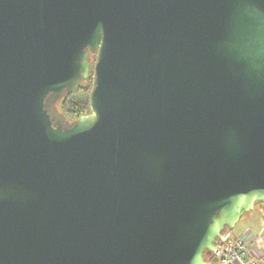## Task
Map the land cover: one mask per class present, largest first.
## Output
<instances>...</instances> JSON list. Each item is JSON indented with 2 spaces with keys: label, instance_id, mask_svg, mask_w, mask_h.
I'll use <instances>...</instances> for the list:
<instances>
[{
  "label": "water",
  "instance_id": "water-1",
  "mask_svg": "<svg viewBox=\"0 0 264 264\" xmlns=\"http://www.w3.org/2000/svg\"><path fill=\"white\" fill-rule=\"evenodd\" d=\"M261 203L264 0H0V264H208Z\"/></svg>",
  "mask_w": 264,
  "mask_h": 264
},
{
  "label": "built area",
  "instance_id": "built-area-1",
  "mask_svg": "<svg viewBox=\"0 0 264 264\" xmlns=\"http://www.w3.org/2000/svg\"><path fill=\"white\" fill-rule=\"evenodd\" d=\"M258 232L264 233V219ZM210 257L208 264H264V242L234 237L227 232L218 239Z\"/></svg>",
  "mask_w": 264,
  "mask_h": 264
},
{
  "label": "trees",
  "instance_id": "trees-1",
  "mask_svg": "<svg viewBox=\"0 0 264 264\" xmlns=\"http://www.w3.org/2000/svg\"><path fill=\"white\" fill-rule=\"evenodd\" d=\"M91 89L92 74H90L89 78L83 81L74 92L67 94L60 100L57 109L66 120L75 121L81 116L90 114L88 98ZM210 259V256L206 257L208 262H210Z\"/></svg>",
  "mask_w": 264,
  "mask_h": 264
},
{
  "label": "rangeland",
  "instance_id": "rangeland-1",
  "mask_svg": "<svg viewBox=\"0 0 264 264\" xmlns=\"http://www.w3.org/2000/svg\"><path fill=\"white\" fill-rule=\"evenodd\" d=\"M60 113V112H59ZM61 114V113H60ZM264 204L255 206L254 209L245 213L236 226L229 231L234 237L251 238L254 242H264V233L259 235V225L264 218Z\"/></svg>",
  "mask_w": 264,
  "mask_h": 264
},
{
  "label": "flooded vegetation",
  "instance_id": "flooded-vegetation-1",
  "mask_svg": "<svg viewBox=\"0 0 264 264\" xmlns=\"http://www.w3.org/2000/svg\"><path fill=\"white\" fill-rule=\"evenodd\" d=\"M88 53H89V63H90V69H89V74H88V78H89V75L92 74L93 72V66H94V63H95V59H96V53H91L90 50H86ZM47 108L52 110V102L49 100V102L47 103ZM261 204H264V203H261ZM260 204H257L256 206H258Z\"/></svg>",
  "mask_w": 264,
  "mask_h": 264
}]
</instances>
